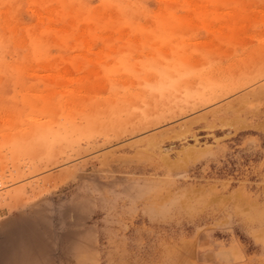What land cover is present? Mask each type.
Masks as SVG:
<instances>
[{
    "label": "rangeland",
    "instance_id": "rangeland-1",
    "mask_svg": "<svg viewBox=\"0 0 264 264\" xmlns=\"http://www.w3.org/2000/svg\"><path fill=\"white\" fill-rule=\"evenodd\" d=\"M2 263L264 264V0H0Z\"/></svg>",
    "mask_w": 264,
    "mask_h": 264
},
{
    "label": "bare ground",
    "instance_id": "bare-ground-1",
    "mask_svg": "<svg viewBox=\"0 0 264 264\" xmlns=\"http://www.w3.org/2000/svg\"><path fill=\"white\" fill-rule=\"evenodd\" d=\"M93 125V124H92ZM2 264H5V263H2Z\"/></svg>",
    "mask_w": 264,
    "mask_h": 264
}]
</instances>
